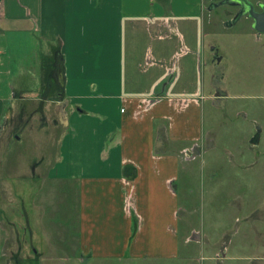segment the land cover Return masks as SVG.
<instances>
[{"label": "crops", "instance_id": "1", "mask_svg": "<svg viewBox=\"0 0 264 264\" xmlns=\"http://www.w3.org/2000/svg\"><path fill=\"white\" fill-rule=\"evenodd\" d=\"M216 2L0 0V155L36 148L20 176L0 171L7 201L21 195L22 237L11 223L7 240L118 264L175 260L194 242L230 264L221 234L216 245L191 229L177 183L196 157Z\"/></svg>", "mask_w": 264, "mask_h": 264}, {"label": "rangeland", "instance_id": "2", "mask_svg": "<svg viewBox=\"0 0 264 264\" xmlns=\"http://www.w3.org/2000/svg\"><path fill=\"white\" fill-rule=\"evenodd\" d=\"M235 11L221 4L206 17L201 50L206 98L200 99L197 146L188 150L196 157L180 172L177 183L182 181L183 191L179 188L178 192L186 198L191 229L216 245L221 234L223 245L228 244L227 255L232 256L230 264H264L253 258L264 257V33L256 36L246 17L233 20ZM228 20L233 23L224 25ZM18 56L19 50L12 60L15 74ZM256 132L258 143L253 146L249 141ZM22 147L18 142L8 152L2 150L6 152L0 155L3 176H20L30 154H36L32 146L22 156ZM11 178H0V264H118L111 260L82 263L70 250L59 258L39 257L30 252L27 242L7 240L11 223L18 239L22 237L21 195L15 193L18 200L7 201L12 195L5 192ZM54 220L63 225L61 217ZM63 231L67 237L68 228ZM217 250L189 242L175 260H138L135 264H226L215 257Z\"/></svg>", "mask_w": 264, "mask_h": 264}, {"label": "water", "instance_id": "3", "mask_svg": "<svg viewBox=\"0 0 264 264\" xmlns=\"http://www.w3.org/2000/svg\"><path fill=\"white\" fill-rule=\"evenodd\" d=\"M221 4L237 8L236 15L238 16L236 17L235 15L233 20H238L241 17L249 18L251 20L250 26L252 30L255 31L256 36L264 33V3L258 2L255 5H252L248 0H222L220 2L213 3L216 7ZM254 7H258L260 11H255ZM232 23V21H228L226 26H230ZM258 137V133H255L249 143L256 145L258 143Z\"/></svg>", "mask_w": 264, "mask_h": 264}, {"label": "flooded vegetation", "instance_id": "4", "mask_svg": "<svg viewBox=\"0 0 264 264\" xmlns=\"http://www.w3.org/2000/svg\"><path fill=\"white\" fill-rule=\"evenodd\" d=\"M220 1H222V0H220ZM254 9H255V11H257V12L260 11L258 7H254ZM236 13H237V10L235 11V15H236ZM235 15H234V16H235ZM234 16H233V17H234ZM237 16H238V15H236V17H237ZM233 17H232V18H233ZM248 19H249V18H248ZM228 21H229V20H228ZM228 21L225 22V25H227V22H228ZM249 21H250V24H251V20H250V19H249Z\"/></svg>", "mask_w": 264, "mask_h": 264}, {"label": "built area", "instance_id": "5", "mask_svg": "<svg viewBox=\"0 0 264 264\" xmlns=\"http://www.w3.org/2000/svg\"><path fill=\"white\" fill-rule=\"evenodd\" d=\"M122 111V110H121ZM215 257H218L219 258V254L215 255Z\"/></svg>", "mask_w": 264, "mask_h": 264}]
</instances>
